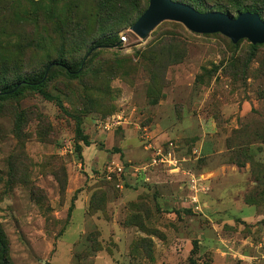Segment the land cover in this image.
I'll list each match as a JSON object with an SVG mask.
<instances>
[{"label":"rangeland","instance_id":"1","mask_svg":"<svg viewBox=\"0 0 264 264\" xmlns=\"http://www.w3.org/2000/svg\"><path fill=\"white\" fill-rule=\"evenodd\" d=\"M117 14L94 0H0V85L58 59L78 70L48 65L43 92L0 102L7 260L264 264V45L169 21L146 40L122 25L101 44L98 21Z\"/></svg>","mask_w":264,"mask_h":264},{"label":"water","instance_id":"2","mask_svg":"<svg viewBox=\"0 0 264 264\" xmlns=\"http://www.w3.org/2000/svg\"><path fill=\"white\" fill-rule=\"evenodd\" d=\"M165 21L179 23L194 34H220L233 44L246 40L251 45H264V22L256 13L244 12L236 17L222 12L201 13L173 0H148L146 9L130 31L140 40H146L149 33Z\"/></svg>","mask_w":264,"mask_h":264},{"label":"trees","instance_id":"3","mask_svg":"<svg viewBox=\"0 0 264 264\" xmlns=\"http://www.w3.org/2000/svg\"><path fill=\"white\" fill-rule=\"evenodd\" d=\"M94 3L95 5H101V6L108 7V8L114 7V9L118 11L117 15L120 16V18H122V21L116 25H109L106 23H102L104 20L98 21L99 22L98 30L100 31L99 35H101V40H102L101 44L104 43L110 37H115L116 34L119 32V30L123 27L122 25L131 26L138 19V17L144 12V10L147 7V4L141 7L140 2L137 0H94ZM125 4H127L126 7L128 8L125 7L122 9V6L123 5L125 6ZM244 12L256 13L258 14L261 21L264 22V10L256 3L251 5L249 10H245L240 13H244ZM98 17L101 18L100 14L98 15ZM131 19L133 21H131ZM115 41L117 43L119 42L118 39H116ZM48 65L59 68L68 78H74L78 74V70H75L73 68V65L69 64L66 60H63V59L52 61ZM48 65L43 68L41 73L33 74V75H17L14 79L2 83L0 85V102L8 98L19 97L25 90L39 92V93L43 92L44 86L47 82V78H45V70L49 67ZM43 96L47 98L49 97L45 93H43ZM76 135L79 138V140L83 142V144L87 145V141L82 135V132L79 126H77ZM97 250H99L98 247L95 249V251ZM0 255H1L0 257L1 264H11L7 260V245H6L5 238L3 234L1 233V231H0Z\"/></svg>","mask_w":264,"mask_h":264},{"label":"built area","instance_id":"4","mask_svg":"<svg viewBox=\"0 0 264 264\" xmlns=\"http://www.w3.org/2000/svg\"><path fill=\"white\" fill-rule=\"evenodd\" d=\"M121 42H125V36L120 37Z\"/></svg>","mask_w":264,"mask_h":264}]
</instances>
